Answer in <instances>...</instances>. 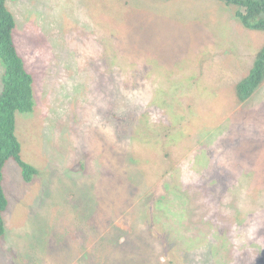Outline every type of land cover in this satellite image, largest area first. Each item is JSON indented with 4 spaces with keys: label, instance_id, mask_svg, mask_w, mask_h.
Returning <instances> with one entry per match:
<instances>
[{
    "label": "rangeland",
    "instance_id": "obj_1",
    "mask_svg": "<svg viewBox=\"0 0 264 264\" xmlns=\"http://www.w3.org/2000/svg\"><path fill=\"white\" fill-rule=\"evenodd\" d=\"M90 1L8 3L34 80V110L17 115L20 155L39 171L27 181L16 161L5 166L0 264H235L227 229L264 254V85L235 100L264 32L212 0H133L138 23L156 14L170 31L177 14L191 28L162 41L160 57L122 40L123 23L101 30ZM123 1L112 0L113 15L124 16ZM193 6L209 38L194 31ZM5 73L0 57V94Z\"/></svg>",
    "mask_w": 264,
    "mask_h": 264
},
{
    "label": "trees",
    "instance_id": "obj_2",
    "mask_svg": "<svg viewBox=\"0 0 264 264\" xmlns=\"http://www.w3.org/2000/svg\"><path fill=\"white\" fill-rule=\"evenodd\" d=\"M9 1L17 2L19 0H0V57L4 60L6 66V73L4 75V88L0 94V237L5 232V222L4 214L8 209L9 200L6 196L4 188V171L5 166L10 160L16 161L20 167L23 169L24 178L27 181H30L32 178L38 174L39 169L36 166H31L27 164L21 158V144L18 140L16 133V123L17 115L19 114H28L31 113L34 109L33 102V77L25 70L23 60L20 57L14 42H13V30L16 25L14 12H11V9L8 7ZM133 0H124L125 14L123 17L115 16L113 13L116 10L112 9V0H91L92 7L96 11L102 13L99 23L100 29L107 31V27H110V30L116 31L117 27H113L115 22L123 23L125 26V31H122L124 37L122 40L132 44V47L142 45L148 46L149 49L155 50L159 49L161 52L160 56H163L164 46L161 44L162 41L173 38L179 31L180 27L182 29L186 28L190 30L191 28L185 24L181 19V16L174 14L172 15L173 28L175 31H164L160 27V21L156 19V14L153 15L152 19H146L145 15H141L139 23L135 14V3ZM151 4L168 2L170 0H148ZM215 4L223 6L226 8H231L234 10V17L237 23L242 27L250 31H260L264 32V0H212ZM137 2V1H136ZM103 4L102 7L97 6V4ZM206 5V3H204ZM207 6V5H206ZM196 9H190L192 15H190V20L193 23L194 31H204L206 26L199 19L196 14L198 9L196 6H193ZM96 22V19L94 20ZM121 26V24L119 25ZM118 30V29H117ZM112 31V32H114ZM140 33H143L142 40H140ZM111 36V35H110ZM204 37L209 38L211 32L206 29L203 34ZM95 42L100 43L101 36L95 37ZM108 39V49H118L116 38L113 36ZM122 47H123V41ZM160 42V43H159ZM123 49H125L123 47ZM115 56V55H114ZM178 58L177 55L173 54L167 58V63L170 64L171 60ZM114 59H117L116 56ZM113 59V60H114ZM183 62V61H182ZM208 62V57L201 58L199 63L204 66ZM61 75V73L59 74ZM111 81V80H110ZM114 83L111 81L108 84V87H112ZM264 85V48L257 49L254 55V65L252 69L250 68L244 76H241L235 85V100L239 103H245L248 101L256 91L263 87ZM107 87V89H109ZM153 85L151 86V88ZM125 91L120 90L121 96H126ZM111 96V109H115V99L116 98L111 90L109 91ZM153 94V93H152ZM114 97V101H113ZM124 98V97H121ZM109 101V100H108ZM217 102H219L217 100ZM187 108L188 106L185 105ZM112 114H116L112 112ZM80 171V170H79ZM251 181V180H250ZM141 194V191H140ZM85 199L80 196H76V208L79 205L83 208L84 212L88 211L91 206L90 199L86 197ZM68 202L72 200L68 196ZM93 201V200H92ZM94 202V201H93ZM96 206L98 204L94 202ZM91 220V219H89ZM88 220V222H89ZM95 227V222L92 220L90 222ZM221 230L226 231V228ZM223 234L224 241H234L233 251L240 257L235 264H264V254L259 244L257 247L248 248L245 244V241L240 239V236H237L227 229ZM220 236L222 234H219ZM72 236V235H71ZM74 236V235H73ZM75 238V236H74ZM76 240V239H75ZM239 242V243H237Z\"/></svg>",
    "mask_w": 264,
    "mask_h": 264
},
{
    "label": "clouds",
    "instance_id": "obj_3",
    "mask_svg": "<svg viewBox=\"0 0 264 264\" xmlns=\"http://www.w3.org/2000/svg\"><path fill=\"white\" fill-rule=\"evenodd\" d=\"M135 1H137V0H135ZM152 17H153V15H151V14H145V18L146 19H149V20H151L152 19ZM167 21V20H166ZM165 21V22H166ZM170 22L172 23V20L170 19ZM163 25H164V22H160V27H161V29H163ZM170 31H175V29L173 28V26H171V30ZM144 48H145V46H144ZM175 55H177V53H175ZM178 56V55H177ZM160 57H162V56H160ZM141 65H144V67H145V62L143 63V64H141ZM140 65V66H141ZM152 85H153V87H154V83H152ZM152 87V88H153ZM152 88H151V91H152V93H154L153 92V90H152ZM157 205V204H156ZM156 208H157V206H156ZM263 226V225H262Z\"/></svg>",
    "mask_w": 264,
    "mask_h": 264
},
{
    "label": "flooded vegetation",
    "instance_id": "obj_4",
    "mask_svg": "<svg viewBox=\"0 0 264 264\" xmlns=\"http://www.w3.org/2000/svg\"><path fill=\"white\" fill-rule=\"evenodd\" d=\"M71 239H72V240H75V238H74V236H73V235L71 236ZM73 250H75V249H73ZM68 261H69V262H68ZM66 262H67V263H71V258H70V259H68V260H66Z\"/></svg>",
    "mask_w": 264,
    "mask_h": 264
}]
</instances>
